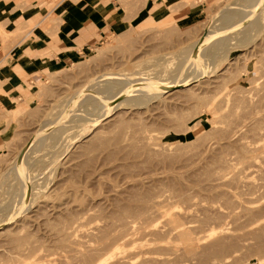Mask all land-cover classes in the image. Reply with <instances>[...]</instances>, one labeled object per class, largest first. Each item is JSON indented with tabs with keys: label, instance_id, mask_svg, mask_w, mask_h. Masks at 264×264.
<instances>
[{
	"label": "rangeland",
	"instance_id": "rangeland-1",
	"mask_svg": "<svg viewBox=\"0 0 264 264\" xmlns=\"http://www.w3.org/2000/svg\"><path fill=\"white\" fill-rule=\"evenodd\" d=\"M137 1L0 111V264H264V0ZM232 3L251 9L224 25Z\"/></svg>",
	"mask_w": 264,
	"mask_h": 264
},
{
	"label": "crops",
	"instance_id": "crops-1",
	"mask_svg": "<svg viewBox=\"0 0 264 264\" xmlns=\"http://www.w3.org/2000/svg\"><path fill=\"white\" fill-rule=\"evenodd\" d=\"M150 1L148 5L153 9L154 2ZM132 4L141 8L137 0ZM122 5L123 0H70L54 9L58 22L40 30L37 40L17 43L15 31L25 29L31 22L44 21L48 14L47 0H0V111L15 96L23 98L20 90H25L26 82H31L38 72L67 66L83 47L94 46L108 31L120 26ZM160 11L162 15L168 9L162 6ZM4 145L0 133V151Z\"/></svg>",
	"mask_w": 264,
	"mask_h": 264
},
{
	"label": "bare ground",
	"instance_id": "bare-ground-1",
	"mask_svg": "<svg viewBox=\"0 0 264 264\" xmlns=\"http://www.w3.org/2000/svg\"><path fill=\"white\" fill-rule=\"evenodd\" d=\"M258 1V3L259 2H261V0H257ZM256 1V2H257ZM255 2V3H256ZM254 3V4H255ZM230 5H233V7L232 6H228L227 8H225L226 9V11L224 12L223 11V13L221 12V17H220V21L222 22V23H224V25L226 24V25H230V26H234L235 24V22H237V20H240L241 19V21L242 20H246V15L245 14H242L241 12L240 13H238L237 11H234V10H236V9H234V8H238V7H240L241 9L242 8H244V9H246L248 12H249V9H251L250 7H249V9L247 8V6L246 5H241L240 6V3L239 4H237V3H232V4H230ZM253 6H255V5H253ZM252 6V7H253ZM224 9V10H225ZM244 12H246V11H244ZM218 18V17H217ZM216 18V19H217ZM217 20H219V19H217ZM214 22V21H213ZM215 22H217L216 20H215ZM243 22V21H242ZM251 24V23H250ZM213 25V24H212ZM249 25V24H248ZM211 28V27H210ZM213 29V28H212ZM212 29H209V30H212ZM248 29V28H247ZM249 30V29H248ZM207 31H208V29H207ZM214 31V30H213ZM220 31V30H219ZM219 31H218V33H219ZM212 32V31H211ZM221 32V31H220ZM207 34V33H206ZM209 35H211L210 33H209ZM208 35V36H209ZM217 35H219V34H217ZM205 36V35H204ZM223 36V35H222ZM207 37V36H206ZM218 37V36H217ZM205 38V37H204ZM218 39H220V37L218 38ZM217 40V39H216ZM200 41H201V39H200ZM218 42H219V40H218ZM198 41H196V43H194V45H192V48H194L195 46L197 47V48H199V50H200V44L198 45ZM216 43H217V41H216ZM215 43V44H216ZM217 44H219V43H217ZM201 46H202V43H201ZM215 46V45H214ZM219 46H221L222 47V42H221V45L219 44ZM199 50L197 51V50H195V52H194V57H193V59H194V61H193V59H192V63H193V65H194V63H195V61H196V59H197V54H199L198 52H199ZM189 51V50H188ZM182 53H183V51H182ZM181 53V54H182ZM185 53V52H184ZM212 54V53H211ZM193 55V54H192ZM182 56V55H181ZM190 56V52L189 53H187V50H186V57L188 58ZM211 56V55H210ZM185 57V56H184ZM182 58V57H181ZM213 58V57H212ZM178 59V58H177ZM214 59V58H213ZM186 60V59H185ZM182 62H184L183 60H181ZM192 63H190V64H192ZM211 63V62H210ZM180 64H182V63H180ZM192 65V66H193ZM211 65V64H210ZM216 65V64H215ZM181 66V65H180ZM187 71V70H186ZM182 72V71H181ZM202 73V72H201ZM204 73V72H203ZM193 73H191V75H192ZM195 74H196V77H194V76H192L191 77V75H188V76H186L184 79H180V80H178V81H175L174 83H171V84H166V86L164 87V88H166V89H168V90H171V89H174V88H178V87H182V86H187V85H189V84H191L192 82H194L195 80H197L198 78H200V75L199 74H197L196 72H195ZM198 76V77H197ZM107 77L108 76H104V77H102V80L100 81L101 82V86L99 87V91H100V93H102V94H104V95H106L107 97L109 96V97H113L116 93H118V89L115 87V86H113V85H111V84H108L107 82H108V79H107ZM236 81V80H235ZM184 85H183V84ZM145 89V88H144ZM167 90V91H168ZM165 91V90H164ZM167 91H165V92H167ZM150 92V91H149ZM148 93V92H147ZM145 95H147L146 93H144ZM151 94V93H150ZM113 95V96H112ZM145 95H140L139 94V96L138 97H147V96H145ZM153 95V94H152ZM104 97V96H103ZM184 123V122H183ZM42 133H45V131H42L41 133H40V135L35 139L36 141L38 140H41L42 138H44V136H42V138H41V134ZM58 133H59V131H54L53 132V134H51L52 136H56L57 137V135H58ZM41 138V139H40ZM35 141V142H36ZM41 142V141H40ZM35 145V144H34ZM37 145V144H36ZM39 145V144H38ZM34 147V146H33ZM259 157V156H258ZM255 158V157H254ZM254 158L252 157V159L254 160ZM258 159V158H257ZM251 161V160H250ZM255 162V161H254ZM257 166V165H256ZM264 169V168H263ZM169 213V212H168ZM2 227H0V229H1ZM132 228H133V226H132ZM175 228V227H174ZM165 232V231H164ZM172 232V231H171ZM74 234V233H73ZM133 234V233H132ZM135 234V233H134ZM122 235V234H121ZM129 235H124V236H122V238L120 239L121 241H122V243H121V241H120V243L118 244L117 243V245H115L116 244V241L113 243L114 245H113V247H115V248H113V247H111L110 246V248H112V250H114L116 253H124V251H125V248H127L126 246H130V243H128V242H130V241H128V239H130V237H128ZM132 237V236H131ZM119 239V238H118ZM202 239V238H201ZM118 241V240H117ZM198 241H199V238H198ZM201 241V240H200ZM131 243H132V241H131ZM134 243V242H133ZM137 244V243H136ZM108 245H110V244H108ZM128 246V247H129ZM148 246V245H147ZM142 247V246H141ZM108 248H109V246H108ZM141 249V248H140ZM145 249V248H144ZM111 250V249H110ZM112 250H111V252H112ZM118 252H117V251ZM138 250V249H137ZM143 250V249H142ZM108 251V250H107ZM113 251V252H114ZM114 252V253H115ZM145 252V251H144ZM151 252V251H150ZM110 253V252H109ZM151 253H153V251L151 252ZM154 254V253H153ZM139 255V254H138ZM142 255V254H141ZM127 256V255H126ZM126 256H124L125 257V259H129V258H126ZM145 256V255H144ZM123 258H121V260H122ZM146 259V258H145ZM144 259V260H145ZM98 259H96V261H97ZM102 260V259H101ZM112 260V259H111ZM110 260V261H111ZM120 260V261H121ZM132 260V259H131ZM99 261V263L100 264H102V261L100 262V259L98 260ZM125 261V260H124ZM107 262V261H106ZM117 262V261H116ZM126 262V261H125ZM128 262V261H127ZM126 262V263H127ZM98 262H96L95 264H99ZM103 263H104V259H103ZM119 263V262H118ZM117 263V264H118ZM121 264H125V263H121Z\"/></svg>",
	"mask_w": 264,
	"mask_h": 264
}]
</instances>
